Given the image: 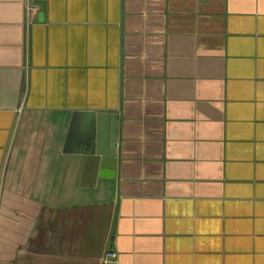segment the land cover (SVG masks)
I'll list each match as a JSON object with an SVG mask.
<instances>
[{
  "label": "crops",
  "instance_id": "0c3cea01",
  "mask_svg": "<svg viewBox=\"0 0 264 264\" xmlns=\"http://www.w3.org/2000/svg\"><path fill=\"white\" fill-rule=\"evenodd\" d=\"M88 112L118 117L104 177ZM109 251L264 264V0H0V264Z\"/></svg>",
  "mask_w": 264,
  "mask_h": 264
},
{
  "label": "water",
  "instance_id": "95a60500",
  "mask_svg": "<svg viewBox=\"0 0 264 264\" xmlns=\"http://www.w3.org/2000/svg\"><path fill=\"white\" fill-rule=\"evenodd\" d=\"M86 132L79 154L86 157V170L97 177L114 172L118 156V117L115 114L85 113Z\"/></svg>",
  "mask_w": 264,
  "mask_h": 264
},
{
  "label": "built area",
  "instance_id": "2783aa9c",
  "mask_svg": "<svg viewBox=\"0 0 264 264\" xmlns=\"http://www.w3.org/2000/svg\"><path fill=\"white\" fill-rule=\"evenodd\" d=\"M37 11V5L34 3H29L27 7V14L29 17L33 16ZM118 257V254L114 251L107 252L105 256V262L106 264H113L116 262V259Z\"/></svg>",
  "mask_w": 264,
  "mask_h": 264
}]
</instances>
